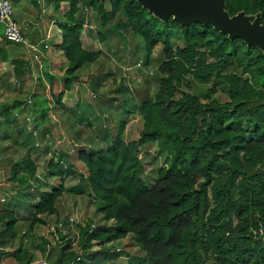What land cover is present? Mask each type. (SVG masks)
Returning a JSON list of instances; mask_svg holds the SVG:
<instances>
[{
    "label": "trees",
    "instance_id": "1",
    "mask_svg": "<svg viewBox=\"0 0 264 264\" xmlns=\"http://www.w3.org/2000/svg\"><path fill=\"white\" fill-rule=\"evenodd\" d=\"M63 2L68 3V9L59 25L62 42L55 48L66 59L61 65L65 77L60 84L46 71L39 75L43 94L38 96L41 108L34 112L38 122H46L52 121L50 107L69 109L65 120L78 142H94L91 133H84L98 123L106 145L87 146L76 141L75 147L51 157L40 174L32 156L38 151L34 132L19 130L17 136L25 139L20 142L17 138L16 142L24 147L20 151L25 150L26 155L11 168V178L16 182L12 199L0 201V247L17 236L21 206L31 210L26 219H30L31 232L37 224L47 223L44 216L59 218L58 204L66 191L82 194L88 188L90 201L94 198L98 204L96 215L107 224L81 228L79 245L84 254L92 250L95 241L106 244L130 236L131 246L144 250L148 264H264L263 52L248 47L240 38L230 39L208 24L193 22L186 26L172 17L163 22L136 0H55L56 8ZM226 3L231 15L242 10L252 15L260 11L264 21V0ZM87 10L97 14L102 29L96 36L101 41L110 43L115 28H123L141 37L147 59L158 44L167 47L154 74L158 88L153 94L146 87L142 89L144 96L138 98L127 85L115 90V96L105 97L100 91L102 85L115 73L93 77V89L104 98L102 115L109 113L106 106L110 110L105 120L88 105L94 120L87 119L86 104L69 108L62 102L84 68L96 63L105 67L101 50H89L83 42ZM0 36V61L7 62L14 43L4 34ZM171 38L174 48L169 45ZM135 41L139 50L141 45ZM22 55L27 57L13 56L11 61L20 80L34 64L29 54ZM44 66L43 70L48 69L47 59ZM210 81L224 83L227 97L223 99L217 87H203ZM21 101L0 105V129L2 122L10 125L13 111L22 113ZM118 110L124 116L136 114L142 118V132L135 143L125 140L124 120L117 131L104 123L111 120L112 111ZM7 138L8 134L4 136ZM154 144L166 155V163L150 178L145 177L140 150ZM40 175L47 180L59 178L60 183L48 188L49 183ZM78 175V183L67 186L66 177ZM33 185L40 195L35 194ZM66 220L57 223L66 226ZM58 233V246L67 240L59 254L46 239L37 246L45 255L44 261L83 264L80 253L72 250V239L60 229ZM1 250L3 262L5 252ZM12 252L7 264H34L38 258L23 242ZM122 252L131 256L127 249Z\"/></svg>",
    "mask_w": 264,
    "mask_h": 264
},
{
    "label": "rangeland",
    "instance_id": "2",
    "mask_svg": "<svg viewBox=\"0 0 264 264\" xmlns=\"http://www.w3.org/2000/svg\"><path fill=\"white\" fill-rule=\"evenodd\" d=\"M10 1L13 3L12 0ZM100 29L102 28L100 27V22L97 19V14L91 10L86 21L83 42L85 47L89 50H101V62L105 64V67L103 66L102 68L100 63H96L84 68L80 73V84L76 82L72 91L68 93L67 97L65 98V102L67 104L66 106L69 108H76L79 101L80 107H85L84 105L86 104V107L84 108L86 111V117L87 119L92 120H94V117L92 113L88 111V106L89 108L91 107V111L101 115L102 120H105L110 115V110L107 106L105 107L107 108L105 110H107L109 113L102 115L101 107L103 108V105H101V103L104 98L102 99L99 97L101 93H103L105 97H113L115 96V90L119 89L120 87H126L127 85L130 87L132 95L137 96L138 98L144 96L142 89H145L146 87L150 90L151 94L156 92V89L158 88V82L155 79L154 74L160 60L164 57L163 54L165 50L167 49L165 45L158 44L152 51L150 57L147 59L144 42L140 36H134L131 31L127 32L123 28H115L116 35L114 36V39L110 43H106L105 41L99 40L96 36V33L100 31ZM135 39L141 45L139 50L136 49ZM52 44H50V46L53 47L52 52L57 54L56 57H54L56 58L54 69H58L61 67L62 63L66 62V59L63 56L62 51H59L55 48V45L57 44ZM169 45L173 48L175 47L174 38L170 39ZM38 48L40 51L39 57L37 59H39L41 62L40 64L33 65L32 67L34 69L31 68L32 70L27 72L23 80L18 79L17 81L15 80L14 82H11V80L7 79L6 83H0V85H2L4 88L2 90L0 87V105L4 106L6 104H11L16 99L22 100V113L14 114L13 111L12 116L14 117L10 118V125L5 126L4 122L1 124L0 201L2 198L6 199V202L12 199L15 190L14 185L16 182H14L15 180L11 178V168L14 163L20 161L26 155L25 150L20 151V147L23 149L24 147L20 146L16 142L17 138L20 142H23L25 139L23 135L20 137L17 136L19 130L34 132V138L36 141L35 144H37L38 151L33 153L32 156L36 159L40 174H42L43 170H46L51 157L57 158L58 151H68L73 146H76L74 144L76 141L78 142V140L74 138L70 127L65 120V116L69 113V109H63L61 106L60 108H56V106L53 105L55 108H49L51 110L50 115L53 117L52 121L38 122L34 109L41 108V102L39 101L38 96H41L43 92L41 89V84L36 83L34 74L40 72V70L37 68H45L44 60L49 54L48 52L43 54L41 51L42 49H40L39 46ZM25 49L20 44L16 43H14L13 48H11V50H16L18 53L22 50H24L27 54L34 53L27 48ZM48 58L50 60L52 59L51 54L48 56ZM32 59L35 63L36 61L33 57ZM147 61L148 64L145 65ZM2 67L3 68L0 70L4 71L3 73H7L8 65ZM139 68L141 70H139ZM108 71L115 73V76L110 77L103 83L100 90L101 93L96 92L93 89L91 83L93 77L97 74L102 75ZM241 71L242 69H240V72ZM203 87L206 89L217 87V89H219V93H222V98L224 99L227 97L225 93H227L228 90L224 83L217 84L215 81H210L204 84ZM184 90L188 91L187 88ZM30 99L33 101L29 102ZM112 113L114 114L112 115L111 120H109V122H104L105 124L107 123V127L112 131H117L120 122L124 120L126 122L125 140L129 143H135L139 139L142 132V118L136 114L124 116L120 110L112 111ZM1 116L2 113L0 109V117ZM80 125L82 124H79L77 127L80 128ZM89 130L84 133V135L88 136L91 133L95 139L94 142L89 141L90 139H81L80 142L85 143L87 146L106 145V142L101 139V132L99 131L98 123H95L91 129L89 128ZM6 134H8L9 138L4 139ZM140 155L147 170L145 177L152 178L166 163V155L159 151L156 144L141 147ZM78 171L85 173L82 171L81 167H78ZM79 177L80 175H78L76 178L67 176L65 183L67 186L76 185L78 183ZM44 178L45 177L43 175H40L41 180L43 179L46 181V183H49V186L46 184V187L48 188L52 187V185L58 186L60 183L59 178L50 180ZM33 190L36 195H40L37 187L34 185ZM88 192V188L82 194H75L73 192L66 191V193H64L60 199V203L58 204L61 213L59 218L56 215H46L44 218L47 223L37 224L34 230L31 232L28 230L30 219L26 220L27 216H30L31 210H29L30 208H27V211L26 205L21 206L19 213H17L19 217V222L16 228L17 236L13 238L12 242L10 241L6 247H0V251L3 249L5 252L4 260L6 263L7 259L13 258L14 252L12 251L17 249L22 242L38 257L34 264H43L45 255L43 252H40V249L37 246L43 244L45 239L52 246L54 245L56 248H58L57 252L59 254L60 246L65 245L67 241L65 240L62 244H60V246L57 245L56 242L60 238L58 229H60L62 234L68 235V237L72 239V244H74L72 250L78 252V254L80 253V255L83 257V264H136L139 261L141 264H148L144 250L138 246H131L132 237L130 236L126 239L116 240L106 244L105 242L95 241L92 250L89 253L84 254L81 245H79V241L82 236L81 228L86 225H90L91 228H94L95 226L107 224L104 220H102L101 216L96 215L95 211L97 210L98 204L97 202H94V198L92 202L90 201ZM65 219H68L64 222L65 224L66 222H69L68 225L64 226L62 224L60 228L55 225L60 223H57V221H63ZM118 248H120V251H118ZM124 249L129 250L131 256L122 252ZM73 264L81 263L74 262Z\"/></svg>",
    "mask_w": 264,
    "mask_h": 264
},
{
    "label": "water",
    "instance_id": "3",
    "mask_svg": "<svg viewBox=\"0 0 264 264\" xmlns=\"http://www.w3.org/2000/svg\"><path fill=\"white\" fill-rule=\"evenodd\" d=\"M156 18H169L182 25L200 22L213 26L230 39L240 38L248 47L255 46L264 54V21L259 11L255 15L245 10L231 15L226 0H136Z\"/></svg>",
    "mask_w": 264,
    "mask_h": 264
},
{
    "label": "crops",
    "instance_id": "4",
    "mask_svg": "<svg viewBox=\"0 0 264 264\" xmlns=\"http://www.w3.org/2000/svg\"><path fill=\"white\" fill-rule=\"evenodd\" d=\"M12 2H13L12 4L14 6V9H15L16 20L23 27V30L28 40L32 42L33 44L38 45L40 49H42L41 51L43 52V54L47 52L49 53L48 56H50L51 54V58H52L51 60L48 58V56L45 57V60L47 59L49 61L48 69L43 70L42 68H37L38 70H41V71L38 72L37 74L33 73L36 83H40L39 75L40 74L44 75V71H46L49 73V75L56 77L58 83L61 84L63 78L65 77L64 70H61L62 69L61 67L58 69H54V63L56 59L54 57H56L57 54L52 52L53 47H51L50 44L52 43L60 44L62 42V30L60 29L59 25L65 19L64 14L67 12L68 3L63 2L60 8H56L55 0H12ZM90 11L91 10H87L86 12H84L86 21H87ZM3 32H4V27L3 25H0V34L3 35ZM0 41H1V36H0ZM0 45H1V42H0ZM36 53H39V52H36ZM10 54L11 56H9V60L7 62L0 61V69L3 68L2 66L8 65L7 73H3L4 71L0 70V83L1 84L6 83L7 79L11 80V82L18 80V78H16L14 75V67L11 62L13 59V56L17 57L21 55L24 58L27 57L25 55H22V54H25L24 50L20 51L19 53L16 50H11ZM33 54H35V52ZM33 54H29V57H31L32 61H33L32 59ZM34 60L36 62L35 63L33 62L34 63L33 65H37L38 64L37 62L39 63L41 62L39 61V59L34 58ZM32 69L34 68L32 67ZM77 83L80 84V80L77 81ZM0 87L2 90L4 89L2 85H0ZM41 89H42V86H41ZM72 89L66 91L65 93V96L62 101L65 105H67L65 102V98L67 97L68 93L72 91ZM79 104H80V101L77 104V106ZM78 181H79V178H78ZM0 264H7V263L4 260Z\"/></svg>",
    "mask_w": 264,
    "mask_h": 264
},
{
    "label": "built area",
    "instance_id": "5",
    "mask_svg": "<svg viewBox=\"0 0 264 264\" xmlns=\"http://www.w3.org/2000/svg\"><path fill=\"white\" fill-rule=\"evenodd\" d=\"M0 25H3L4 27L3 34L6 40H9L16 44L23 45L25 48L30 50H35L36 52L40 51L38 49V45L33 44L26 37L23 27L16 20L15 9L10 0H0ZM34 57L37 59L39 57V53H36ZM32 101L33 100L31 99L29 100V102ZM55 225H57L60 228L62 226V223H58ZM118 251H120V248H118ZM80 258L81 257H78L77 260H79ZM43 264H47L46 261H43Z\"/></svg>",
    "mask_w": 264,
    "mask_h": 264
}]
</instances>
